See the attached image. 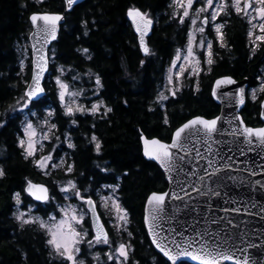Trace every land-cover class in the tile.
<instances>
[{
  "label": "trees",
  "instance_id": "obj_1",
  "mask_svg": "<svg viewBox=\"0 0 264 264\" xmlns=\"http://www.w3.org/2000/svg\"><path fill=\"white\" fill-rule=\"evenodd\" d=\"M133 6L155 19L148 54L142 52L127 19V9ZM37 11L66 13V5L64 0H0V122L4 124L0 127V167L5 171L0 177V264H64L59 257L50 255L48 237L38 224L21 225L16 219L15 193H21L23 207L32 203L38 206L37 211L43 208L40 213L47 215L43 204L23 191L26 181L46 183L56 199L61 200L56 184L65 179L74 180L81 193L91 197L105 187L119 185L116 195L129 215L127 231L117 233L113 226L108 229L114 241L131 244L128 264H170L152 247L144 227L146 197L153 191H164L167 181L159 166L144 158L140 135L169 141L175 128L188 119L218 115L220 107L212 97V86L221 75L229 74L238 80L253 76L251 87L264 84V43L253 52L246 18L231 10L230 15L221 14L226 47H220L212 35L214 63L203 64L197 77H185L176 95L161 101L158 95L166 72L189 31L188 23L180 24L178 18H172L171 0H85L66 13L51 48L45 97L31 103L27 112H14L12 106H17L31 77L29 16ZM84 48L89 50L86 55L81 51ZM59 69H63V74ZM56 74L82 89L85 101H103L112 112L103 118L102 113L66 116L52 78ZM97 75L100 88L95 84ZM263 98L264 93H260L257 100H247L242 110L247 124L262 125ZM48 107L52 108V119L57 125L53 137L59 136L61 143L57 156L73 165L72 173H66L64 166L45 173L31 158L25 159L18 147L25 117L44 120ZM31 112L36 115H30ZM165 116L169 120L167 125L163 122ZM73 119L76 124L71 123ZM66 135L74 148L67 147ZM92 135L101 144L99 153L91 142ZM50 149L51 145L47 146L46 150ZM52 204L47 203L50 209ZM99 212L107 223L104 211ZM85 253L86 264H113L101 258L96 261L93 255Z\"/></svg>",
  "mask_w": 264,
  "mask_h": 264
},
{
  "label": "snow or ice",
  "instance_id": "obj_2",
  "mask_svg": "<svg viewBox=\"0 0 264 264\" xmlns=\"http://www.w3.org/2000/svg\"><path fill=\"white\" fill-rule=\"evenodd\" d=\"M194 3L196 0H173L172 18H178L180 24H184L187 19L190 25L187 32V43L183 49L176 50L168 69L166 91L172 96L180 90L182 77L186 72L189 76H198L203 70L201 60L195 51L196 47L206 48V51L200 55L205 57L204 62L207 65L211 66L214 63L213 41L205 39L204 33L205 26L210 21L216 22L221 14L230 15L231 10L242 19L246 18L250 26L247 35L252 43L253 52L259 46L257 42L264 43V0H231L230 3L228 0H219V2L203 0L202 6L195 8L192 14ZM74 4L75 0H66L68 9H71ZM201 14L206 15L200 18ZM127 16L139 33L141 50L148 54L149 49L144 37L152 26V19L148 13L135 6L127 9ZM63 18L60 13H33L30 16L31 24L36 28L35 35L38 37V42L42 40V43L39 49H36L35 44L33 45L38 58L34 55L31 82L27 84L21 99L17 100L18 108L12 106V111H23L30 103L38 101L44 93L42 80L48 69V57L44 47L50 41L56 40L58 22ZM198 21L199 26H197ZM223 28V23H214V31L220 47H226ZM196 33L200 34L198 42ZM81 51L86 55L89 50L84 48ZM88 58L91 59L90 56ZM181 60L183 63L178 64L177 62ZM21 68H23V61ZM174 69L178 71L173 72ZM59 71L63 74V69ZM72 79L75 80L76 77ZM234 83L235 81L230 76L218 79L212 95L216 96V88L220 85ZM95 84L97 88L102 87L98 75L95 77ZM56 85L59 89L58 99L66 116L72 117L76 113L95 116L102 113L101 118H103L112 112V109L107 107L103 101L91 103L90 108L76 103L75 98L83 94L82 90L71 91L70 85L60 77L56 78ZM197 90H199L198 84ZM259 91L264 93V84H261ZM93 95H98V93L94 92ZM66 97H70L72 102H66ZM245 98V89L238 88L235 93L236 104L243 105ZM252 98L256 99L255 90ZM159 99L166 100L168 96L161 93ZM260 108V116L264 120V100L261 101ZM30 115L35 116L36 113L31 112ZM52 115H54L53 111L47 113L49 117ZM220 120L219 116L211 119L194 116L175 128L169 141L159 138L149 139L142 133L140 135L144 157L159 165L169 185L168 191H153L147 195L144 224L151 243L172 264H177L181 258L190 259L196 264H226V262L264 264V260L257 258L250 251L257 248L264 250V245L258 246L246 240L250 234L257 239L264 237V200L256 195L257 192L264 193V180L253 179L258 175H264V126H247L242 117L234 115L232 119H225L224 123L228 125V128L223 129L218 126ZM163 122L165 125L169 124L167 116ZM71 123L76 124V120L73 119ZM2 126L4 124L0 122V127ZM43 128H47V131H43ZM56 129L57 125L49 124L47 118L44 119L42 128L38 129L31 120L25 117L21 125L22 135L17 138L18 147L25 159L31 158L34 165L45 173L50 167L56 169L61 166L65 167L66 173H72L73 165L67 163L64 158H60L59 163L54 162L55 146L52 151L43 154V141H50ZM55 139L59 140V136H55ZM65 139L68 148L75 147L67 135ZM91 142L94 143L99 153L101 144L95 135H92ZM38 152L42 154L37 156ZM249 153H255V156L250 159ZM238 157H244V159L239 160ZM4 175L5 171L0 167V177ZM109 187L112 188L114 194L119 185ZM237 187L245 189L247 195L237 198L239 196L237 193L234 196L233 190ZM23 191L37 201L49 202L54 199L49 196L47 187L35 184L31 180L26 181ZM60 192L65 194V200L71 198L69 195L71 193L87 205L88 212L93 218L90 239L87 238L89 232L83 227L87 213L73 204L58 205L59 220L54 215H49L47 221L40 217L25 218L23 212L16 215V219L21 222V225L38 224L48 237L46 244L51 250L50 255L59 257L64 264H85V260L80 258L81 245L85 242L89 248L94 245H107L110 249L105 253L108 261H112L113 264H128L131 244L121 242L114 248L112 247L113 242L110 240L109 232L100 222V216L96 213V205L91 196L82 195L77 184L71 179L60 186ZM101 200L103 206L114 213L116 223L113 227L118 231H127V211L121 206L118 198L115 195L102 196ZM217 200L220 202L216 203ZM15 201L17 205L21 203L20 192L15 193ZM30 211L31 208H29ZM181 214L191 215L192 223L188 224L185 221L187 227L184 224L178 227L173 226ZM241 216L251 219L259 218L260 230L257 231L255 225L250 227L248 219H241ZM166 224L168 228H165ZM189 229L191 232L186 235ZM128 235L131 237L130 232ZM237 253L243 254V259ZM93 259L99 261V253L93 256Z\"/></svg>",
  "mask_w": 264,
  "mask_h": 264
},
{
  "label": "water",
  "instance_id": "obj_3",
  "mask_svg": "<svg viewBox=\"0 0 264 264\" xmlns=\"http://www.w3.org/2000/svg\"><path fill=\"white\" fill-rule=\"evenodd\" d=\"M85 0H75V4L72 6L71 9H68L67 8V5H66V0H64L65 2V5H66V13L68 12H71L77 5L81 4L82 2H84ZM139 8V7H137ZM140 9V8H139ZM141 10V9H140ZM142 11V10H141ZM33 13H60L63 15V19L61 21L58 22V31H57V38L56 40L58 39L59 37V34H60V31H61V28L63 26V24L65 23V20H66V13H63V12H50V11H37V12H33ZM31 13L30 16L33 14ZM30 16H29V21H30ZM127 19L129 21V23L131 24V27L135 33V35L137 36V39H138V44L140 46V37H139V33L136 31V28L135 26L133 25L132 21L130 18H128L127 16ZM153 21V20H152ZM31 23V21H30ZM38 23H41V22H38ZM32 26V30L31 32L29 33V36H28V40H29V45H30V51H31V77H32V68H33V64H32V61H33V58H34V55L38 58V53H36V50L33 48V45L35 44L36 46V49H39L40 46H41V43H42V40L40 42H38V37L35 35V32H36V28L31 24ZM154 26H155V22L153 21L152 23V26L149 30V32L147 33V35L144 37V40H145V44L147 45L148 49H149V43H148V40L149 38L151 37L152 33H153V29H154ZM56 40H52L50 41L47 45H45L44 47V51L48 57V69L47 71L45 72L44 74V78L42 80V86L44 87V93L41 94V96L39 97V100L40 101L41 99H43L46 95V89H45V81L48 77V74L50 72V65H51V60H50V51H51V48L54 44V42ZM143 52V51H142ZM144 53V52H143ZM145 54V53H144ZM224 76H230L232 77V79L235 81L234 84H231V85H227V84H222L220 85L218 88H216V96H213V99L214 101L219 105L220 107V112L218 115H216L215 117L219 116L221 117V120L218 121V126L223 128V129H227L228 128V125L226 123H224L225 119H232V117L234 115H238L240 117H242V119L244 120L243 116H242V110L244 109V107L246 106V103H247V100L249 99V90H250V84L252 82V79H253V76H250V77H245L241 80H238L236 79L235 77H233L232 75H229V74H225V75H221L219 77H217L215 79V81L213 82V86H212V91H213V88L216 87V81L218 79H221L222 77ZM31 77H30V81L29 83L31 82ZM243 87L245 89V103L243 105H237L236 104V101H235V93H236V90L238 88H241ZM227 94V95H226ZM264 100V98L262 99ZM261 100V101H262ZM37 102V101H36ZM261 103V102H260ZM260 112H261V108H260ZM204 117V116H203ZM206 118V117H205ZM214 118V117H213ZM208 119H211V118H208ZM260 119H261V116H260ZM262 125L260 126H251L249 124L246 123V121L244 120L245 124L247 126H250V127H262L264 126V120H262ZM145 136V135H144ZM146 138H148L147 136H145ZM153 138H158V137H153ZM151 139V138H149ZM160 139V138H159ZM164 141V140H163ZM141 145H142V153H143V144H142V141H141ZM144 156V155H143ZM255 156V153H249V158L251 159L252 157ZM146 160L148 161H152V160H149L148 158L144 157ZM239 160H243L244 157H238ZM258 159V158H257ZM154 162L155 164H157L155 161H152ZM158 165V164H157ZM159 166V165H158ZM162 170V169H161ZM163 171V170H162ZM234 175L236 173H233ZM166 179V178H165ZM253 179H261V180H264V175H258L256 177H254ZM32 181V180H31ZM167 181V180H166ZM33 183L35 184H39V185H43L45 187L48 188V191H49V196L51 197V190H50V187L49 185H47L46 183H43V182H37V181H32ZM169 190V185H168V182H167V188L164 190V191H168ZM157 192H160V191H157ZM163 192V191H161ZM237 193H239V197H242V196H246L247 195V191L245 189H242V188H235L233 190V195L236 196ZM27 194V193H26ZM28 195V194H27ZM193 195H195V193H193ZM257 196H259L262 200H264V193H260V192H257L256 194ZM29 196V195H28ZM34 201L38 202V203H46V202H41V201H37L35 200L32 196H30ZM92 200L94 201L95 205H96V213L97 215L100 216L99 214V211H98V208H97V204H96V201L95 199L92 198ZM220 201L217 200L216 203H219ZM146 203V201H145ZM145 207V206H144ZM194 215V214H193ZM90 218H91V223H92V216H91V213H90ZM241 219H248V223H249V226L251 227L252 225H255L256 226V229L257 231L260 230L261 228V224L258 222L259 218H255V219H251V218H247V217H243L241 216L240 217ZM185 221H187L188 224L192 223V216L191 215H186V214H181L178 218L177 221H175L173 223V226H179L180 224H184L185 227H187V224H185ZM100 222H102V219L100 217ZM143 222H144V215H143ZM144 227H145V230L147 232V228L144 224ZM213 228H215V226H212ZM165 228H168V225L166 224L165 225ZM106 229V227H105ZM107 230V229H106ZM191 232V229H189L188 233L187 234H190ZM149 240H150V243H151V238L148 236ZM246 240H249L251 243H254L256 245H264V237H261L259 239H257L255 236L253 235H249L248 237H246ZM152 247L155 249V251L157 253H159L162 257L163 254L161 252H159L158 249L155 248V246L151 243ZM242 246H245L246 245H242ZM252 252V254L254 256H256L257 258L261 259V260H264V250L260 249V248H257V249H251L250 250ZM238 256H240L241 259H243V254L241 253H237ZM166 260L167 258L164 257ZM168 261V260H167ZM170 264H172V262L168 261ZM181 262H186V263H189V264H196L195 261H191L190 259H187V258H181L180 260L177 261V264H180ZM226 264H231V262H226Z\"/></svg>",
  "mask_w": 264,
  "mask_h": 264
},
{
  "label": "rangeland",
  "instance_id": "obj_4",
  "mask_svg": "<svg viewBox=\"0 0 264 264\" xmlns=\"http://www.w3.org/2000/svg\"><path fill=\"white\" fill-rule=\"evenodd\" d=\"M215 2H219V0H215ZM228 2L230 3L231 0H228ZM202 3H203V0H196V3H194V6H193V13H192V14H194V9H195V8H198V7L202 6ZM171 6H172V8H173V10H174V7H173V0H172V2H171ZM214 6H215V3H214ZM209 11H211V9H210ZM249 11H251V10H249ZM148 15H149V14H148ZM203 15H206V14H201V17H200V18H203ZM149 17H150V16H149ZM219 17H220V16H219ZM219 17L217 18V21H216V22H211V21H210L209 24H208L207 26H205V33H204V37H205V39H207V40H212V35L216 36V33H215V31H214V23H219ZM150 18H151V17H150ZM185 22L188 23V25H190V21H189V20L186 19ZM254 23H258V21H254ZM197 26H199V21H198V25H197ZM257 34H259V33L257 32ZM196 37H197V42H198V41H199V38H200V34H199V33H196ZM253 39H254V37H253ZM186 43H187V39H186V42H185L182 46H180L179 48H180V49H183L184 46L186 45ZM257 43L259 44V46H258L256 49H258V48L261 46V43H259V42H257ZM251 44H252V43H251ZM252 47H253V46H252ZM195 51L197 52V55H198V57H199L200 60H201V67L204 68L203 64H205V65H207V64L204 62L205 57H204L203 55H200V53L205 52V51H206V48H205V49H200L199 47H196V48H195ZM174 57H175V56H174ZM174 57H173V58H174ZM177 63H178V64H179V63H183V61L181 60V61H178ZM170 65H171V63H170ZM170 65H169V67H170ZM169 67H168V69H169ZM175 71H178V69H174V70H173V72H175ZM61 75H62V74H56V75L52 76V78L54 79V81H56V78H57V77H60V78H61ZM167 75H168V70H167V72H166L165 83H164V85H163L161 91L159 92V94L163 93L164 95H166V96L169 97V96H171V94H170L169 92L166 91V87L168 86V85H167ZM185 77H192V76H189L188 73L186 72V73L184 74V77H182V83H183V79H184ZM196 77H197V76H196ZM62 80H63V79H62ZM64 81H65V80H64ZM65 82L68 83V84L70 85V90L73 91V92L81 91V90H82V89H77V88L74 87L71 83H69V82H67V81H65ZM260 86H261V84H260L259 86H254V87H251V88H250V91H249V97H250V98H252V93H253L254 90H255V92H256V99H255V100H257V99L259 98V95H260V93H261V92L259 91ZM56 87H57V85H56ZM180 88H181V87H180ZM58 91H59V89H58V87H57V93H58ZM82 92H83V94H82L81 96H78V97L75 98V102L78 103V104H82V105H84V106L90 108L91 103H94V101H93V100H91L90 102L85 101V99H83V97H84V95H85V94H84V91H82ZM158 99H159V95H158ZM252 99H253V98H252ZM159 100H160V99H159ZM161 101H165V100H161ZM66 102L71 103V102H72L71 98H70V97H66ZM60 105H61V103H60ZM30 106H31V103L28 105V108H25V109L23 110V112H27V111L29 110ZM17 108H18V106H17ZM48 112H49V110H47V113H48ZM47 113H46V114H47ZM46 118L49 120V124L53 123V119H52V118H53V115L50 116V117L47 116ZM29 120H31V121L34 123V125L37 126L38 129H41V128H42V126H43V121H44V120L35 121V120H33L32 118H29ZM42 130L46 132V131H47V128H43ZM53 136H54V135H53ZM43 144H44V152H43V154H47L48 152L52 151V148H53L54 146H55L56 149H57V148L61 145L60 140H56L54 137H52V139H51L50 141H43ZM49 145H51V149H50V150H46L47 146H49ZM41 154H42V153H39V152H38V153H37V156H39V155H41ZM60 158H62V156H61V157H60V156H57V153H56V151H55V152L53 153V159H54V162L59 163ZM56 169H57V168H56ZM53 171H55V169H52L51 167L47 170V172H49V174H51ZM67 180H69V179H65L63 182H59V183L56 184V188H57L58 192L60 193L61 200H57V199H56V196H54V195L51 193V195H52V197H54V199H51L49 202H46V204H45V203L43 204V206H44V207L46 208V210L48 211V212H47V215H43L42 213H40L41 210H42L43 208H42V209L39 208V210L37 211L38 206H37V205H34V204H32V203H28L25 207H23V203H24V202H22V200H21V203H20L19 205H17L16 212H15V216H16V215H19L20 212H23V213H25V218H28L29 216H31V217H40V218H42L43 220L47 221L49 215H54V216H56L57 220H59V219H60V212H59L58 205H59V206H66V205H68V204H73V205H75L78 209H81V210H83L85 213H87V215H85V221H86V223L83 225V227H84L85 230H87V231L89 232V236H88L87 238L90 239V238H91V235H92V228H91L90 212H88L87 205L83 204L82 201L76 199L74 196L71 195V193H69V195L71 196V198H70L69 200H65V199H64V195H65V194L62 193V192H60V186L66 184ZM73 181H74V180H73ZM74 182H75V181H74ZM82 195H84V194H82ZM111 195H115V197L118 198V196L116 195V192L113 194L111 188H109V187H105V188H103V190H102L100 193L97 194L96 197H92V198H94V199L96 200L97 205H98V207H99V210H100V211H101V210L104 211V215L106 216L107 221H108L107 223L110 225V227H112V226L116 223V221H115V219H114V213H113L110 209H106V208L103 206V202H102V200H101V197H102V196H111ZM84 196H85V195H84ZM86 197H87V196H86ZM118 200H119V198H118ZM50 202H53V204L51 205V209H50V207H48V205H47V203H50ZM119 202H120V200H119ZM120 204H121V206L127 211V209L122 205L121 202H120ZM29 208H31V211H30V212H29ZM127 219H128V221H129L128 211H127ZM127 224H128V223H127ZM126 226H127V225H126ZM114 230H115L117 233H119V232L122 231V230L118 231L115 227H114ZM110 240L113 242V244H112V247H113V248H114V247L116 246V244H118V243H121V242H123V243H127V242L122 241V240H121V241H120V240L114 241L113 238L110 239ZM81 249H82V254H81L80 258H81V259H84V260H85V256H84V253H85V252H86L85 255L88 254V255H93V256H95L97 253H99V256H100V258H101L102 260H107V257L105 256V253L109 252V250H110L109 247H108L107 245H102V244H101V245H94L93 247L89 248L86 242H85L84 244L81 245ZM84 251H85V252H84ZM129 252H130V251H129ZM85 264H86V261H85Z\"/></svg>",
  "mask_w": 264,
  "mask_h": 264
},
{
  "label": "flooded vegetation",
  "instance_id": "obj_5",
  "mask_svg": "<svg viewBox=\"0 0 264 264\" xmlns=\"http://www.w3.org/2000/svg\"><path fill=\"white\" fill-rule=\"evenodd\" d=\"M152 19H153V18H152ZM153 20L155 21V19H153ZM51 109H52L51 107H48V110L52 111ZM53 123H54V122H53ZM96 203H97V202H96ZM97 206H98V205H97ZM98 209H99V207H98ZM101 219H102V222H103L104 226L106 227L107 231L109 232L108 226H110V225H109L108 223H105L102 217H101ZM106 224H108V225H106ZM109 236H110V239L113 238V236H112V234H111L110 232H109Z\"/></svg>",
  "mask_w": 264,
  "mask_h": 264
}]
</instances>
